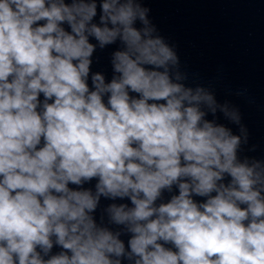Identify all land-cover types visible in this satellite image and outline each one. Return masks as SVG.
<instances>
[{"label":"clouds","instance_id":"obj_1","mask_svg":"<svg viewBox=\"0 0 264 264\" xmlns=\"http://www.w3.org/2000/svg\"><path fill=\"white\" fill-rule=\"evenodd\" d=\"M150 11L0 0V264H264V158Z\"/></svg>","mask_w":264,"mask_h":264}]
</instances>
